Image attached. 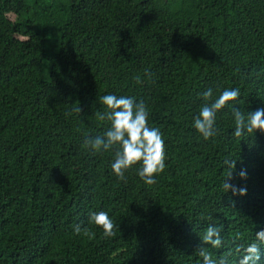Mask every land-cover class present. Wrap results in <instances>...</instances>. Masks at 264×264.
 I'll return each instance as SVG.
<instances>
[{"label":"trees","instance_id":"trees-1","mask_svg":"<svg viewBox=\"0 0 264 264\" xmlns=\"http://www.w3.org/2000/svg\"><path fill=\"white\" fill-rule=\"evenodd\" d=\"M209 88L240 97L205 140ZM106 94L143 100L163 133L154 184L85 146L110 127ZM233 108H264V0H0V264H203L210 224L223 246H203L238 264L264 230V132L234 136ZM101 210L114 237L90 222Z\"/></svg>","mask_w":264,"mask_h":264},{"label":"clouds","instance_id":"clouds-1","mask_svg":"<svg viewBox=\"0 0 264 264\" xmlns=\"http://www.w3.org/2000/svg\"><path fill=\"white\" fill-rule=\"evenodd\" d=\"M147 74V73H146ZM136 83H142L139 76ZM212 89L200 93L205 101L199 114L194 118V128L204 137L205 140L217 135L216 125L217 112L225 108L230 102L240 97L239 89H225L218 98L212 100ZM100 103L106 106L107 111L98 112L97 116L101 121H108L110 127L103 135L88 137L85 139V146L95 152L114 150V162L111 165L112 171L121 180L126 182L125 172L133 166L140 164L137 174L146 184H154L155 176L165 170L167 160L166 144L163 133L159 128L151 127L148 123L149 110L143 100L137 102L135 97L117 96L106 94L99 98ZM209 101H211L209 103ZM81 112V108L76 109ZM232 115L235 121L233 135L243 136L246 132H264V108L248 112L247 117L238 109L233 108ZM235 166V165H234ZM241 178H246V173L241 172ZM227 191L232 190L233 194L246 195V188L234 189L226 181ZM211 219V218H209ZM90 222L102 228L105 238L116 235V224L107 211L92 212ZM76 234L81 233V227L76 225ZM221 227L210 224L201 238L202 245L197 249L198 255L202 258L203 264H231L228 255L214 258L212 253L203 245H211L212 248L223 246ZM83 234L90 239L95 234L85 228ZM256 241L249 243L246 247L239 245L236 248L242 253L238 264H259L261 260V245L264 244V230L256 232Z\"/></svg>","mask_w":264,"mask_h":264}]
</instances>
